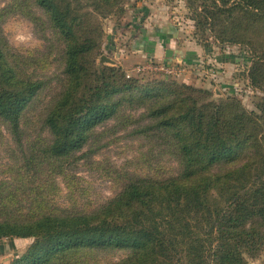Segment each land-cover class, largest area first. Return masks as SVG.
Returning a JSON list of instances; mask_svg holds the SVG:
<instances>
[{
  "label": "trees",
  "instance_id": "obj_1",
  "mask_svg": "<svg viewBox=\"0 0 264 264\" xmlns=\"http://www.w3.org/2000/svg\"><path fill=\"white\" fill-rule=\"evenodd\" d=\"M34 1L67 42L66 80L43 118L51 139L41 151L35 144L29 146L26 163L32 170L43 161L59 167L87 144L95 127L117 114L123 102L141 101L151 102L147 117L155 120V127L176 138L179 172L165 178H131L90 212L20 210L0 204V240L33 239L8 264H53L81 249L127 251L118 264H249V256L264 252V96L256 114L233 96L209 100L207 90L174 79L127 78L116 66L91 72L82 57L92 44L75 37L77 19L69 6ZM199 1L195 18L203 30L213 33L222 19V26L242 18L248 22L242 32L226 38L229 44L239 45L236 37L244 39L251 25L264 32V0ZM234 11L239 13L235 17ZM252 55L250 79L263 87L264 52L254 49ZM147 83H158L165 95H151L146 89L135 97V89ZM41 86L0 45V122L10 132H19L24 110ZM124 92L129 95L121 97ZM247 149L250 154H244ZM233 162L237 164L214 171L218 164Z\"/></svg>",
  "mask_w": 264,
  "mask_h": 264
},
{
  "label": "rangeland",
  "instance_id": "obj_2",
  "mask_svg": "<svg viewBox=\"0 0 264 264\" xmlns=\"http://www.w3.org/2000/svg\"><path fill=\"white\" fill-rule=\"evenodd\" d=\"M56 1L69 6L76 16L75 37L92 44L82 57L91 72L110 66L122 68L119 61L130 54V45L139 38L151 52L155 47L162 48V52L172 47L181 58L176 63L183 64L186 72L192 74L200 69L197 80L191 83L190 79L185 82L182 75L166 78L147 73L142 76L145 81L174 79L207 90L209 100L233 96L247 112L260 114L257 103L264 96V86H256L249 76L254 60L252 51L264 52V32L260 26L251 25L244 30V39L236 37L240 41L237 45L225 42L226 38L242 32L248 22L242 18L222 26V19L213 26V33L203 30L195 18L199 0H112V4L99 0ZM237 14L234 11L232 16ZM66 43L34 0H0V45L24 74L42 82L24 110L19 136L0 122V198L3 197L0 204L8 208L90 212L118 193L131 178H165L179 172V159L174 151L176 138L155 127V120L147 117L151 102L141 101L123 102L117 114L95 127L87 144L73 157L60 161L59 167L43 161L32 170L24 156L29 146L35 144L41 151L51 139L43 118L65 84ZM196 51L200 52L197 65L195 60L188 59ZM157 84L140 85L134 96L147 93L146 89L151 95H165ZM127 95L124 92L120 96ZM154 98L150 101H155ZM247 150L244 154H250ZM37 158L42 160L40 154ZM236 164H218L214 171ZM9 194L14 195L13 200L6 197ZM32 242V238L1 239L0 264H8L20 256ZM127 255L124 250L81 249L60 256L53 264H118ZM248 261L264 264V252L249 256Z\"/></svg>",
  "mask_w": 264,
  "mask_h": 264
},
{
  "label": "crops",
  "instance_id": "obj_3",
  "mask_svg": "<svg viewBox=\"0 0 264 264\" xmlns=\"http://www.w3.org/2000/svg\"><path fill=\"white\" fill-rule=\"evenodd\" d=\"M142 31L147 32L146 29H142ZM147 47H149V46H147V44L145 45L143 43V41H141L139 38H136L134 40V42H132V44L130 45V50L128 51V53H130V54L129 55L125 54V56H123V59L121 61L122 63L119 61L121 67L123 69H128L132 65H134L136 63L143 62L148 58H151V59L156 60V61H162L163 60L164 62H173V61L180 62L181 61L180 60L181 58L177 57V55H175L176 51L172 47L169 48L171 50L170 57H166V50L168 48L164 49V51L162 52L161 51L162 48L159 49V47H155V49L151 52V50H148L149 48H147ZM196 55L189 57L188 59L189 60L192 59L191 61L195 60L194 64L197 65L196 59L199 58L198 56L200 55V52L196 51ZM146 57H148V58H146ZM125 58H127V59H125ZM133 62H136V63H133ZM188 67H191V66L188 65ZM183 68H184L185 72L183 71V73L181 75L183 76V78H184L183 80L185 82L188 81L187 79H190V81H189L190 83L193 82L194 80H197L196 75L199 73L200 69L198 71H197V69H195V71H193L191 74L189 71L186 72L187 68L185 66H183ZM181 75L178 77H181Z\"/></svg>",
  "mask_w": 264,
  "mask_h": 264
},
{
  "label": "built area",
  "instance_id": "obj_4",
  "mask_svg": "<svg viewBox=\"0 0 264 264\" xmlns=\"http://www.w3.org/2000/svg\"><path fill=\"white\" fill-rule=\"evenodd\" d=\"M184 71L183 64L176 62H162L151 58L136 63L125 70L127 78L143 76L144 74H157L166 78H177Z\"/></svg>",
  "mask_w": 264,
  "mask_h": 264
},
{
  "label": "water",
  "instance_id": "obj_5",
  "mask_svg": "<svg viewBox=\"0 0 264 264\" xmlns=\"http://www.w3.org/2000/svg\"><path fill=\"white\" fill-rule=\"evenodd\" d=\"M170 55H171V50L170 49H167L166 50V57H170ZM107 61H110L111 63H114V61H112V60H110L108 58H107Z\"/></svg>",
  "mask_w": 264,
  "mask_h": 264
}]
</instances>
